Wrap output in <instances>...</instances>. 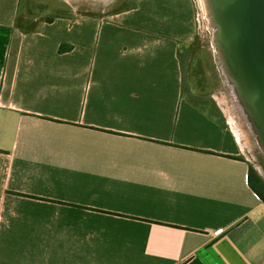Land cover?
<instances>
[{
	"label": "crops",
	"instance_id": "obj_1",
	"mask_svg": "<svg viewBox=\"0 0 264 264\" xmlns=\"http://www.w3.org/2000/svg\"><path fill=\"white\" fill-rule=\"evenodd\" d=\"M122 8L0 0V264H264L252 165L182 93L192 1Z\"/></svg>",
	"mask_w": 264,
	"mask_h": 264
},
{
	"label": "water",
	"instance_id": "obj_2",
	"mask_svg": "<svg viewBox=\"0 0 264 264\" xmlns=\"http://www.w3.org/2000/svg\"><path fill=\"white\" fill-rule=\"evenodd\" d=\"M204 6L217 64L264 153V0H204Z\"/></svg>",
	"mask_w": 264,
	"mask_h": 264
},
{
	"label": "rangeland",
	"instance_id": "obj_3",
	"mask_svg": "<svg viewBox=\"0 0 264 264\" xmlns=\"http://www.w3.org/2000/svg\"><path fill=\"white\" fill-rule=\"evenodd\" d=\"M131 1L133 0H110L109 2L108 0L106 2H103L102 0H61L62 4L66 7L69 6L72 10L81 12L85 15L101 14L113 9H119ZM191 1L193 7H195L194 10L196 15V13H199L198 1ZM194 26L196 32L194 39L195 37H198L200 43L199 47L201 52H199V55H201L205 66H208V68H206V80H208L207 92L211 99V103L208 107L210 109L209 111L212 113V118H218V120H220L226 115L225 117L234 134L236 133L235 127L237 128L241 137L238 139L236 136L237 133L235 134V137L237 138L243 154L264 180V153L258 147L255 137L251 133L245 120L244 114L237 105L235 97L226 83V80L223 78L222 71L217 64V57L212 43L213 30L209 26V22H206L204 19L202 20L201 16L199 17V22H194ZM216 99L220 103V110H223V112L218 110V102ZM220 99L222 103L220 102ZM230 116L233 117L235 123L232 122L231 124V122H229Z\"/></svg>",
	"mask_w": 264,
	"mask_h": 264
},
{
	"label": "trees",
	"instance_id": "obj_4",
	"mask_svg": "<svg viewBox=\"0 0 264 264\" xmlns=\"http://www.w3.org/2000/svg\"><path fill=\"white\" fill-rule=\"evenodd\" d=\"M137 0H133L129 3H126L125 6L121 10L128 11L135 9ZM78 15L81 16H91V14H82L77 11ZM53 18L47 19V22H51ZM17 27L23 32H30L35 29L36 23L26 24L23 22L20 17L17 18ZM200 43L198 37L190 44H185L182 42L177 43V57L181 64V69L183 70V88L182 93L183 96L188 97L189 103L199 110L201 113L205 114L207 117L212 118L210 114H212L209 110V104L211 103V99L204 92L203 86V77L205 80V68H203V60L199 52H201ZM71 50V46L62 45L59 47V52H69ZM208 67V66H207ZM195 76V78H199L201 81H198L197 89H191L187 85V79ZM208 107V109H206ZM208 110V111H206ZM210 113V114H209ZM248 185L251 190L256 194V196L264 202V180L258 175L255 169L250 166L247 175Z\"/></svg>",
	"mask_w": 264,
	"mask_h": 264
},
{
	"label": "bare ground",
	"instance_id": "obj_5",
	"mask_svg": "<svg viewBox=\"0 0 264 264\" xmlns=\"http://www.w3.org/2000/svg\"><path fill=\"white\" fill-rule=\"evenodd\" d=\"M103 2H106L107 0H102ZM110 0H108V2H109ZM198 2H199V5H200V8H201V10H202V12L204 13V11H203V6H204V0H198ZM223 75V78H224V74H222ZM225 79V78H224ZM226 83L228 84V82L226 81ZM228 86H229V88L231 89V91H232V93H233V95H234V97H235V100H236V103H237V105L239 106V108H240V110H241V112H242V109H241V107H240V105H239V103H238V101H237V99H236V96H235V93H234V91H233V88L228 84ZM220 102H221V99H220ZM222 103V102H221ZM219 105H220V103H219ZM243 113V112H242ZM245 117V116H244ZM229 120V119H228ZM245 120H246V117H245ZM229 122H231V124H232V122L233 123H235L234 122V119H233V117H231L230 116V121ZM246 122H247V120H246ZM247 124H248V122H247ZM248 126H249V124H248ZM249 129H250V126H249ZM235 130H236V136H237V138L239 139L240 137H241V135H240V132L237 130V128L235 127ZM250 131H251V129H250ZM251 133H252V131H251ZM253 134V133H252Z\"/></svg>",
	"mask_w": 264,
	"mask_h": 264
},
{
	"label": "built area",
	"instance_id": "obj_6",
	"mask_svg": "<svg viewBox=\"0 0 264 264\" xmlns=\"http://www.w3.org/2000/svg\"><path fill=\"white\" fill-rule=\"evenodd\" d=\"M198 1V0H197ZM198 4H199V2H198ZM199 8V10H198V12L199 13H196V15H195V10H194V20H195V23L196 22H199V17L201 16V19L203 20H205L206 22H208V19H207V14H206V10H205V6H203V11H204V13L202 12V10H201V8H200V5L198 6ZM194 9H195V7H194Z\"/></svg>",
	"mask_w": 264,
	"mask_h": 264
}]
</instances>
